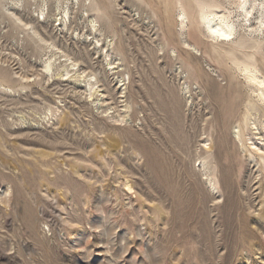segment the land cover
<instances>
[{
	"label": "rangeland",
	"instance_id": "rangeland-1",
	"mask_svg": "<svg viewBox=\"0 0 264 264\" xmlns=\"http://www.w3.org/2000/svg\"><path fill=\"white\" fill-rule=\"evenodd\" d=\"M3 1L1 90L20 93L0 90V264H264V107L245 128L250 89L197 0H62L69 31L56 0L44 14ZM14 11L96 74L104 104L72 67L48 77L50 51ZM249 51L264 73V46ZM33 108L40 123L22 124Z\"/></svg>",
	"mask_w": 264,
	"mask_h": 264
},
{
	"label": "bare ground",
	"instance_id": "bare-ground-1",
	"mask_svg": "<svg viewBox=\"0 0 264 264\" xmlns=\"http://www.w3.org/2000/svg\"><path fill=\"white\" fill-rule=\"evenodd\" d=\"M21 1L22 0H17L16 4L19 6ZM33 1L37 2L35 4L38 6L39 10L42 11V14H44V11L46 7L48 6V0H26L27 2L26 6L32 7L34 5L32 3ZM3 2H4L3 0H0V5L2 9L5 8L6 6V4H4ZM197 2L200 8L201 20L205 24L207 31L221 45L225 46V44H228V47L226 48V50L224 48L223 51L227 56L231 57L233 61L232 64H234V67H235V70H234L235 75L242 77L246 83V86L250 89L251 94L249 95V98L251 100H250V103H248L247 105V111H245L246 113L244 114V120H243L245 124V128L249 127L250 129H253V130H259V125L257 121L255 120L256 118L254 116L257 111H261L262 110L261 108L264 107V73L258 67L255 54L250 53L249 50L255 49L256 51L261 52L264 46V1L260 2L259 4H257V0H223V1L197 0ZM72 4L74 3L72 2ZM226 4L232 5L234 9L238 10V14L236 16V18L238 19L237 21L235 20L234 12H232L229 9L227 10L228 6L227 8L225 7ZM54 8L55 10H53L50 13L49 17L55 18V22L58 23L57 30L64 29V30L69 31L70 28L68 26V23H70L71 21L70 5L65 4L64 1L62 0H56V6ZM219 9H223L222 11L223 13L218 12ZM181 13L183 17L186 18V14L184 12H181ZM10 17L13 20L19 22L21 25H23V28H30V30L26 31L28 36L30 37V32H31L32 35L36 37L37 42L44 44V46H40L42 51H46V50L50 51L49 53L51 54V56L49 57L48 61L43 62V65H42L43 70L45 71L46 74H48V77L53 78L54 76H56L55 70L59 71L60 68H63V70L58 73V76L60 78H63V80H66L64 73L68 75L70 72L69 69L72 67V71L74 72V75L71 77L69 76V77L72 78L73 81L78 86H80L81 88H84L85 93H88L90 97H93V98L97 97V101H98L97 105H100V103L104 99L102 100V98L101 99L99 98L101 97V95H99L101 93V90H100L101 87L100 88L99 86L96 87L100 83L97 76H95L96 74L94 75L93 73H91L90 75H88L90 79L87 80V76L84 75L85 71L81 72L79 69H76L77 66L79 65L78 62L74 61V62H71L70 64L68 63L69 61H71V58H70V54L66 53L67 50L63 52L65 55H62L58 53L57 51H53V49H56V50L60 49L58 48V45L56 44V40L58 39L57 36L54 35L52 37H47L46 36L47 29L43 26L40 28H37L35 26L36 20L30 19V21H26L23 18L22 14H19L18 12H15V11L10 12ZM254 21L257 23H253ZM92 23H93V29L96 30V22L92 20ZM255 24H257L258 27H255ZM182 25H185V20L183 19H182ZM96 41L97 43H99L100 39L96 38ZM237 53H241V57H238ZM57 57H59V60L62 57H65L66 60L57 64V60H58ZM52 58H55V60L53 61ZM1 71H2V74H4L6 78H11L13 80L16 79L15 81L22 85L24 84V82L26 81L30 82L31 80V77H30L31 75H28V73H19V77L14 79V76H16L18 72L16 73L15 71H10L4 68H1ZM42 81H43V78H42ZM24 86L21 87L22 91L26 90V86L25 87ZM1 87H3L2 82H0V90H1ZM1 91L7 92V93L10 92L11 94L14 93L15 95L20 93L19 91L11 90L5 87ZM17 101L19 102L18 103L19 105H22L21 100H17ZM102 104H104V101ZM36 109L33 108V111L31 113L24 112V114L20 116L19 119L22 122V124H27L28 121L30 120L31 122L33 121L36 123H40V121L42 120V116H41L42 114L37 119L35 114L38 111ZM47 109L53 111L51 107ZM43 115H44V118H46L47 115L45 113ZM62 122L63 120L60 123ZM241 127L242 126H239L236 128L237 131L235 132V134H237L238 136L240 135L243 129V128L241 129ZM242 136L243 134L241 135V137ZM127 187H128L127 189L128 191L132 189V186L129 183L127 184ZM164 206H165V203H164Z\"/></svg>",
	"mask_w": 264,
	"mask_h": 264
}]
</instances>
